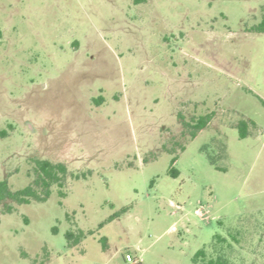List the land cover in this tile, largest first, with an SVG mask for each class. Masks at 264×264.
<instances>
[{
  "label": "rangeland",
  "instance_id": "rangeland-1",
  "mask_svg": "<svg viewBox=\"0 0 264 264\" xmlns=\"http://www.w3.org/2000/svg\"><path fill=\"white\" fill-rule=\"evenodd\" d=\"M263 19L264 0H0V182L44 195L36 160L68 167L0 202V264H191L230 232L236 264H264Z\"/></svg>",
  "mask_w": 264,
  "mask_h": 264
},
{
  "label": "trees",
  "instance_id": "trees-1",
  "mask_svg": "<svg viewBox=\"0 0 264 264\" xmlns=\"http://www.w3.org/2000/svg\"><path fill=\"white\" fill-rule=\"evenodd\" d=\"M257 31H264V19L260 25L254 27ZM210 116H202L199 118L196 124L197 130H202L209 122ZM241 136L245 137V124L242 122L239 125ZM177 157L172 159V165L170 167L169 173L173 176H177L179 171L174 166ZM37 171L39 178L36 179L38 184H41L44 190V195L40 194L33 185H28L22 189L12 191L9 187L7 180L0 182V202L11 197L16 199L20 203H29L31 198L36 199H46L52 190L53 185L63 186L65 178L68 174V167L64 163H55L48 159H38L36 160ZM125 209H123L124 211ZM118 216L117 213L111 215L107 220L111 221ZM105 222H102L100 226H103ZM68 237L72 240L73 233L71 231L67 232ZM85 236L84 232L75 238L70 246H75L82 238ZM242 235L239 232H230L228 236H222L221 234L215 235L214 243L211 248L207 249L205 247L199 249L195 255L192 257L191 264H236V254L241 253V249L237 248L243 241ZM105 248H107L105 244Z\"/></svg>",
  "mask_w": 264,
  "mask_h": 264
},
{
  "label": "built area",
  "instance_id": "built-area-1",
  "mask_svg": "<svg viewBox=\"0 0 264 264\" xmlns=\"http://www.w3.org/2000/svg\"><path fill=\"white\" fill-rule=\"evenodd\" d=\"M125 259L130 264H140L142 262L140 257H136V256L132 255L131 253H127L125 256Z\"/></svg>",
  "mask_w": 264,
  "mask_h": 264
}]
</instances>
